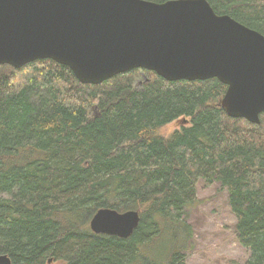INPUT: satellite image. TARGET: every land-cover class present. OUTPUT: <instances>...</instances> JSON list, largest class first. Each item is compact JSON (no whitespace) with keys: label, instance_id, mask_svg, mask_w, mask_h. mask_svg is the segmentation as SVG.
Wrapping results in <instances>:
<instances>
[{"label":"trees","instance_id":"obj_1","mask_svg":"<svg viewBox=\"0 0 264 264\" xmlns=\"http://www.w3.org/2000/svg\"><path fill=\"white\" fill-rule=\"evenodd\" d=\"M207 1L264 35V0ZM225 89L142 68L86 84L49 58L0 64V253L12 264H182L183 236L159 255L147 245L163 225L189 236L179 216L202 181L225 191L245 264H264V111L258 123L229 117ZM180 117L189 124L157 133ZM100 207L138 210L139 223L126 238L95 234Z\"/></svg>","mask_w":264,"mask_h":264},{"label":"water","instance_id":"obj_2","mask_svg":"<svg viewBox=\"0 0 264 264\" xmlns=\"http://www.w3.org/2000/svg\"><path fill=\"white\" fill-rule=\"evenodd\" d=\"M44 58L86 84L133 68L169 81L216 78L229 117L258 123L264 111V35L207 0H0V64ZM139 220L138 210L100 207L88 226L126 238ZM0 264L10 257L0 253Z\"/></svg>","mask_w":264,"mask_h":264},{"label":"rangeland","instance_id":"obj_3","mask_svg":"<svg viewBox=\"0 0 264 264\" xmlns=\"http://www.w3.org/2000/svg\"><path fill=\"white\" fill-rule=\"evenodd\" d=\"M138 78L136 86L141 85ZM189 124L187 117H180L160 127L157 131L168 136L176 129ZM193 204L180 213L179 220L189 232L173 235L170 227L162 226L160 233L147 245L148 253H165L169 243L180 237L182 249L178 259L182 264H245L249 255L242 246L235 232V217L227 204L226 193L215 184L206 185L202 181L196 186ZM184 239V241H182ZM48 259H51L48 262ZM45 264H64V260L48 258Z\"/></svg>","mask_w":264,"mask_h":264}]
</instances>
